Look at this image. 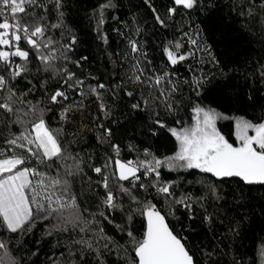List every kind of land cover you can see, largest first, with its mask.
<instances>
[{
	"label": "trees",
	"instance_id": "trees-1",
	"mask_svg": "<svg viewBox=\"0 0 264 264\" xmlns=\"http://www.w3.org/2000/svg\"><path fill=\"white\" fill-rule=\"evenodd\" d=\"M42 2L47 4L48 0ZM107 2L63 0L64 21L77 37V44L74 51L68 54V61L57 63L75 73L74 82L84 81L86 92L90 86L106 85L99 90V99L90 93L80 96L67 89L69 99L63 104L79 109L82 112L80 118H87L88 123L79 125L75 119L71 122L59 119L62 108L50 105L48 97L61 87L62 79L42 71L34 51L29 72L11 81L13 91L19 94L18 99L14 98L12 107L19 112L0 110V150L7 156L14 153L7 152L6 140L23 131L22 126L15 123L17 116L23 120L33 119L24 116L30 105L20 101H31L33 104L39 101V107L52 109L45 112V119L48 127L57 134L65 157L49 161L46 165L30 159L26 166L47 172L49 177L68 179L71 192L66 200L74 196L76 209H67L65 216L78 211L91 222L82 225L88 229L86 232H82L80 226L61 224L54 217L37 219L28 230L16 233L0 226V242L6 244L7 254L15 264H97V249L103 255V264H131L133 252L126 254L123 249L115 247L111 251L106 250L98 236L99 228L103 227L108 237L125 248L129 247L127 228L125 233H121L117 227L128 224L126 214L119 211L110 213L114 223H108L99 216V212L104 210L101 202L106 191L100 186L103 177L92 168L103 167L112 155L113 163L105 171L110 175L114 171L116 156L108 143L103 142L98 125L103 124L113 130L110 142L120 145L118 158L128 161L145 159V148L159 158L172 155L176 150L175 139L167 129L154 127L153 121L162 119L168 128L188 126L192 123L193 104L214 108L228 117L218 120L217 128L234 145L235 118L243 117L253 123L264 119V76L261 75L264 70V8L260 7L264 0H199L194 9L179 8L171 18L167 15V8L173 6L171 0H150L151 7L145 0H111L113 7L104 11L105 23L98 33V9ZM153 7L164 19L166 27L156 22ZM50 8V12L37 9L49 26L57 23L54 5ZM186 32L197 39L198 47L190 45L184 36ZM48 35L61 42L69 38L65 29L49 27ZM104 35L107 36V43H104ZM129 39H135L140 44L141 52L136 58H132ZM170 42H179L181 53H192L174 68L168 65L163 53V48ZM81 57L87 59L81 61ZM137 59L146 76L170 74L169 78L178 89L171 96L176 105L172 113L163 104L157 107L155 103L146 110L132 109V104L138 101L143 108L142 98L150 91L147 85L133 84L127 79ZM76 61H81L79 66ZM17 62H20L18 58ZM196 78L205 81L199 97L194 87L190 86ZM29 89L33 91L29 92ZM125 90L134 92V96L124 95ZM6 96L7 93H0V97ZM3 102L4 99H0V103ZM101 103L107 106V115L101 111ZM177 120L181 121V125L176 124ZM153 131L159 134L154 136ZM249 134L253 133L250 131ZM98 137H101L99 141ZM21 152V149L15 150V154ZM77 163L79 171L75 167ZM69 172L75 175L68 176ZM37 179L39 177L33 178L34 186ZM162 179L175 182L173 190L177 196L188 194L200 200L195 207L194 220H189L188 213L182 208L174 216L170 215L167 202L154 191L145 193L137 188L135 194L140 200L155 197L153 202L167 216L175 232L186 237L185 243L197 264H264L260 254L261 248H264V185H244L235 179L222 182L198 170L168 172L166 168L162 171ZM141 182L151 184L152 180L142 177ZM124 183L126 187H131L129 183ZM112 184L119 197L115 177ZM212 184L217 186L222 196L220 201H215L208 194ZM122 203L128 207V197H123ZM206 215L212 217L211 221L204 220ZM143 224V219L137 216L135 223L129 227L140 236ZM80 240L92 242L93 249L76 243ZM209 252L213 253L211 257L207 255ZM3 254L4 250H0V255Z\"/></svg>",
	"mask_w": 264,
	"mask_h": 264
},
{
	"label": "snow or ice",
	"instance_id": "snow-or-ice-1",
	"mask_svg": "<svg viewBox=\"0 0 264 264\" xmlns=\"http://www.w3.org/2000/svg\"><path fill=\"white\" fill-rule=\"evenodd\" d=\"M198 2L199 0H171L173 6L167 8V15L169 18L175 16L179 8L192 10ZM145 3H149L151 7L150 0H145ZM50 5H54L57 23L49 26L44 23L45 17L37 9L50 12ZM63 7V0H48L47 4L42 0H0V93H7L6 98L0 97L4 99V102L0 103V110L9 113L19 112V109L12 107L14 98L18 99L19 94L13 91L11 81H16L29 72L33 51L36 54L35 58L40 61L42 71L51 72L54 77L62 79L61 87L48 97L50 105L61 106L60 120H66L68 112L71 111L70 106L63 104L69 99L67 89H71L80 96L90 93L100 98L99 90L104 89L106 85L101 83L90 86L86 92L83 88L84 81L75 80L74 82L75 73L69 72L57 63L61 60L68 61L70 59L68 54L74 51V46L77 44V37L64 21ZM110 7H113L111 0L99 6L98 33L105 23L104 11ZM260 7L264 8V3H261ZM152 11L156 22L161 27H166L164 19L154 7ZM249 14H251V9ZM49 27L65 29L69 38L65 42L56 40L55 37L48 35ZM61 35L63 36L64 33L62 32ZM184 36L187 37L190 45L198 47L196 38L187 32ZM103 40L104 43L108 42L106 35L103 36ZM128 45L132 58L138 57L141 52L139 42L129 39ZM181 48L182 45L179 42H170L163 48L167 63L173 68L192 55V53H181ZM17 58L20 62H17ZM86 59L87 57H81V61ZM81 61H76L77 66ZM169 75L165 72L146 76L145 69L137 59L136 63L131 66L127 79L133 84L147 85L150 91L142 98L144 107L142 108L141 102L138 101L132 104V109L146 110L155 103L157 107L163 104L167 111L172 113L176 105L173 104L171 96L178 89ZM261 75L264 76V70ZM204 82L196 78L190 83L197 97L201 95ZM31 91L33 89H29V92ZM134 94L132 91L125 90L124 92V95L128 97ZM23 95H28V93ZM20 102L30 105L24 112V116H31L33 119L23 120L18 115L15 123H19L23 131L5 142L8 145L7 152L14 154L6 156L5 152L0 150V226L6 227L9 232L16 233L28 230L37 219L47 220L54 217L61 224L80 226L82 232L88 231L82 225L91 222L85 220L78 211L65 216L67 209H76L74 196L66 200L71 192L70 181L59 177H49L47 172L26 166L30 159L35 160L37 164L46 165L49 161L65 157L57 134L48 127L45 119V112H50L52 109L39 107V101L36 104L31 101ZM100 108L105 115L108 114L104 103L100 104ZM191 113L192 123L188 126L168 128L162 119L153 121L154 127L167 129L176 141L175 152L163 158L157 157L145 148L143 150L145 159L120 160L118 158L120 145L110 142L113 130L103 124L98 125L103 142L108 143V147L116 156L112 174H105L106 169L113 163L112 155L108 157V162L103 167L94 166L92 168L96 174L103 177L100 186L106 191L105 198L101 202L104 210L99 212V216L108 223H114L110 218V213L119 211L126 214L128 224L117 227L121 233H125L127 228L129 247L125 248L108 237L103 227L99 228L98 236L100 241H103L102 246L106 250L111 251L115 247L117 250L123 249L126 254L129 251L133 252L131 264H197L194 254L185 243L186 237L175 232L167 216L153 202L155 197L140 200L135 194L134 190L137 188L145 193L154 191L167 202L170 215L174 216L176 211L182 208L188 213V219L194 220L196 218L195 207L200 200L188 194L177 196L173 190L175 182L162 179V171L165 168L168 172L198 170L222 182L235 179L244 185H264V119L259 123H253L243 117L235 118L236 144L234 145L217 128V121L228 119V117L223 116L214 108H206L200 104H193ZM176 124L181 125V121L177 120ZM250 131L253 134L250 135ZM158 134V132H152L154 136ZM100 139L101 137H98V141ZM129 148L131 149L132 146L129 145ZM16 149H21V154H15ZM75 167L79 171L78 163ZM67 175L74 176L75 173L69 172ZM35 177L39 179L36 180L34 186L33 178ZM113 177L118 185L119 197L113 188ZM142 177L151 179V184L141 182ZM124 182L129 183L131 187H126ZM208 194L215 201L222 199L215 184L209 186ZM123 197H128L130 201L128 207L122 203ZM137 216L144 221L143 232L140 236H137L129 227L130 224L135 223ZM211 219L209 215L204 217L205 221H211ZM232 231L235 232L236 229ZM76 243L86 244L88 249H93L90 241L80 240ZM0 250H4V254L0 255V264H15L7 254L6 244L0 242ZM260 254L264 259V248H261ZM207 255L211 257L213 253L209 252ZM96 259L97 264H103V255L98 249Z\"/></svg>",
	"mask_w": 264,
	"mask_h": 264
},
{
	"label": "rangeland",
	"instance_id": "rangeland-1",
	"mask_svg": "<svg viewBox=\"0 0 264 264\" xmlns=\"http://www.w3.org/2000/svg\"><path fill=\"white\" fill-rule=\"evenodd\" d=\"M71 108V111L68 112L67 114V119L65 121L67 122H71L72 119H75L76 120V123L79 124V125H86L88 122L87 118L86 119H83V118H80V115H81V111H79V109H74V107H70ZM75 116V117H74Z\"/></svg>",
	"mask_w": 264,
	"mask_h": 264
}]
</instances>
